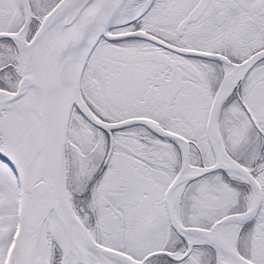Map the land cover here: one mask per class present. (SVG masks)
<instances>
[{
  "label": "snow or ice",
  "instance_id": "snow-or-ice-1",
  "mask_svg": "<svg viewBox=\"0 0 264 264\" xmlns=\"http://www.w3.org/2000/svg\"><path fill=\"white\" fill-rule=\"evenodd\" d=\"M0 264H264V0H0Z\"/></svg>",
  "mask_w": 264,
  "mask_h": 264
}]
</instances>
